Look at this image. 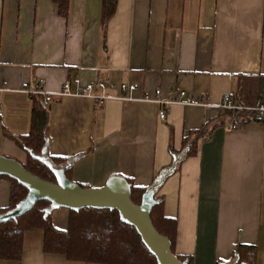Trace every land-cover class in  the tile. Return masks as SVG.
<instances>
[{"label":"crops","instance_id":"1","mask_svg":"<svg viewBox=\"0 0 264 264\" xmlns=\"http://www.w3.org/2000/svg\"><path fill=\"white\" fill-rule=\"evenodd\" d=\"M76 78L82 86L137 82L136 98L185 90L209 103L173 105L161 120L154 102L108 100L98 108L85 97H52L47 153L82 154L72 180L89 187L102 188L114 175L139 187L165 177L156 196L177 219L176 253L217 264L248 244L256 247L255 264H264V124L217 125L225 96L250 103L264 96V0H118L107 21L102 0H70L66 17L53 0H0V153L27 161L9 137L31 128L33 95L21 90L24 83L44 79L45 90L57 92ZM205 126L210 139L200 137L197 152L182 159L185 137ZM10 190L0 176V208ZM69 213L56 209L54 224L66 229ZM43 243L42 229L29 230L22 259L0 264H70Z\"/></svg>","mask_w":264,"mask_h":264},{"label":"trees","instance_id":"2","mask_svg":"<svg viewBox=\"0 0 264 264\" xmlns=\"http://www.w3.org/2000/svg\"><path fill=\"white\" fill-rule=\"evenodd\" d=\"M58 6L59 14L67 16L70 0H53ZM118 0H102V16L107 21L116 11ZM236 94V93H235ZM238 96V97H237ZM241 105L256 104L264 100V96L250 103L242 94L232 96ZM221 121L217 125H227L233 118H238L242 127L252 121H261L254 114L238 110H222ZM50 112L43 102V97L33 95L31 128L27 134L10 135L19 147L28 154L24 167L33 174L56 183L57 178L45 159L55 168L64 170L67 179L72 180V168L80 156L48 155ZM207 126L190 132L184 139L183 148L187 149L184 157L193 156L197 152L198 139L211 133ZM183 149V150H184ZM9 157V156H8ZM182 161V160H181ZM180 161V162H181ZM11 182L9 204L0 208V214L14 209L27 195L28 188L17 180L7 176ZM132 185L131 199L137 205L142 203L145 191L150 187L136 186L133 180L126 177ZM83 188L85 184L78 183ZM154 184V182H153ZM156 203L150 212V218L156 229L166 235L172 242V250L176 253L177 219L167 217L164 213L163 200L155 194ZM50 202L40 199L28 212L0 223V260L20 261L24 250V236L29 230H43V250L46 253L61 254L70 264H158L150 253L136 227L121 219L120 213L112 209L83 208L79 211L69 209V221L66 229L58 228L53 222ZM181 260L193 264L191 256L178 254ZM255 245L237 244L233 249L229 262L217 264H255Z\"/></svg>","mask_w":264,"mask_h":264},{"label":"water","instance_id":"3","mask_svg":"<svg viewBox=\"0 0 264 264\" xmlns=\"http://www.w3.org/2000/svg\"><path fill=\"white\" fill-rule=\"evenodd\" d=\"M56 175L57 182L45 180L29 170L15 158L0 153V175L17 180L29 190L28 195L12 210L0 214V223L28 212L40 199H47L50 210L67 208L79 211L83 208L112 209L120 213L121 219L136 227L142 241L158 264H188L172 250L171 240L154 226L150 212L156 203L155 194L159 182L151 185L143 194L142 203L131 199L132 185L125 177L114 175L102 188H83L64 175V170L55 168L45 159ZM179 159L176 160L178 162ZM172 169V168H171Z\"/></svg>","mask_w":264,"mask_h":264},{"label":"built area","instance_id":"4","mask_svg":"<svg viewBox=\"0 0 264 264\" xmlns=\"http://www.w3.org/2000/svg\"><path fill=\"white\" fill-rule=\"evenodd\" d=\"M77 86L76 90H73L72 84ZM45 80L39 79L37 86H31L29 83H24L22 91L29 93L31 95H39L43 97V102L45 105L50 104V99L53 97H85L95 101L98 108H102L108 100H142L154 102L157 104L159 109V118L161 120L166 119L169 110L173 105H204L209 106L204 99H198L191 97L187 91L181 90L176 95L169 97H163L161 89H156L155 96H143L142 98H136L135 92L139 88V83L137 82H122L119 85L110 82L106 79H98L87 83L85 86L81 85V79L76 78L73 81H65L62 89L57 92H49L44 88ZM119 89V94H112L110 90ZM6 90V86L0 87V91ZM217 108L222 110H238L245 111L254 114L257 118L264 119V100H259L255 105H241L234 101V99L225 96L221 103L217 105ZM3 116V107L0 105V117ZM241 125L238 118H233V120L224 126L225 130L237 129ZM206 140L210 139V136H205Z\"/></svg>","mask_w":264,"mask_h":264}]
</instances>
